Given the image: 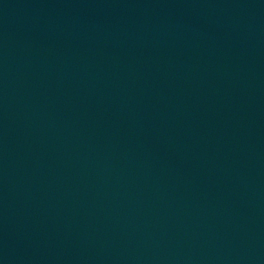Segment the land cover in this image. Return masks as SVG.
Listing matches in <instances>:
<instances>
[{
	"label": "water",
	"instance_id": "obj_1",
	"mask_svg": "<svg viewBox=\"0 0 264 264\" xmlns=\"http://www.w3.org/2000/svg\"><path fill=\"white\" fill-rule=\"evenodd\" d=\"M0 264H264V0H0Z\"/></svg>",
	"mask_w": 264,
	"mask_h": 264
}]
</instances>
